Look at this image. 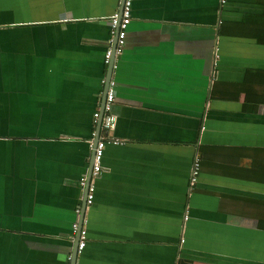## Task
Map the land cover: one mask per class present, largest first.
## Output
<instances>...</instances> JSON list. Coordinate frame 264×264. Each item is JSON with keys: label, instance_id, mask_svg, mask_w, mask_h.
<instances>
[{"label": "crops", "instance_id": "0c3cea01", "mask_svg": "<svg viewBox=\"0 0 264 264\" xmlns=\"http://www.w3.org/2000/svg\"><path fill=\"white\" fill-rule=\"evenodd\" d=\"M122 1L0 0V264H71L109 79L119 143L92 178L76 263L264 264L263 6L132 0L106 63Z\"/></svg>", "mask_w": 264, "mask_h": 264}, {"label": "built area", "instance_id": "2783aa9c", "mask_svg": "<svg viewBox=\"0 0 264 264\" xmlns=\"http://www.w3.org/2000/svg\"><path fill=\"white\" fill-rule=\"evenodd\" d=\"M131 2L132 0H123L122 5L119 12L114 13L110 17V32L113 37L112 43L108 45V48L104 54V61L106 63L110 62L111 57L119 56L124 48V40L126 28L131 19ZM114 67V64H113ZM115 99V82L112 79H109L107 82L106 92L104 96L102 111L96 110L93 112V120L98 121L100 118V128L98 132V139L95 144L91 140L92 145V166L90 171V177L88 178L86 175H82L79 178V183L81 186L85 188V196L84 202L86 208L90 207L93 198H94V183L92 178L98 176L101 167H102V156L103 150L106 144L119 143V140L113 136V130L116 125V115L113 112V103ZM101 114V116H100ZM95 131L93 132V136H95ZM199 174V156L195 155L192 161L191 170L188 178L189 188L195 185L197 182ZM80 208L77 207L75 211L79 212ZM81 213V211H80ZM84 216L82 218L81 224L80 221H75L71 226V236L77 238V252H80L85 244H86V228L83 225ZM74 264H77L76 261Z\"/></svg>", "mask_w": 264, "mask_h": 264}, {"label": "trees", "instance_id": "16d2710c", "mask_svg": "<svg viewBox=\"0 0 264 264\" xmlns=\"http://www.w3.org/2000/svg\"><path fill=\"white\" fill-rule=\"evenodd\" d=\"M263 6L261 12L257 13V41L264 43V0H257ZM264 88V71L259 73L257 72V93H259L261 88ZM264 95V92H262ZM201 169V159L199 157V170ZM264 180V177H262ZM257 207L261 208V214L257 225L264 228V199H257Z\"/></svg>", "mask_w": 264, "mask_h": 264}, {"label": "water", "instance_id": "95a60500", "mask_svg": "<svg viewBox=\"0 0 264 264\" xmlns=\"http://www.w3.org/2000/svg\"><path fill=\"white\" fill-rule=\"evenodd\" d=\"M120 11V10H119ZM106 87H107V84L105 85V90H104V92H103V97H102V105H101V109H100V111H102V106H103V101H104V96H105V92H106ZM100 116H101V114H100ZM100 118L98 119V121H97V131H96V133H95V138H94V140H93V143L95 144V142L97 141V139H98V132H99V128H100ZM84 193H85V191H84ZM85 202H84V200H83V202H82V208H81V214H80V216H79V221H80V224H81V221H82V218H83V216H84V212H85ZM76 247H77V238L75 239V243H74V250H73V252H72V258H71V264H74L75 263V261H76V252H77V249H76Z\"/></svg>", "mask_w": 264, "mask_h": 264}, {"label": "clouds", "instance_id": "9594fccd", "mask_svg": "<svg viewBox=\"0 0 264 264\" xmlns=\"http://www.w3.org/2000/svg\"><path fill=\"white\" fill-rule=\"evenodd\" d=\"M85 211H86V207H85ZM84 215H85V212H84Z\"/></svg>", "mask_w": 264, "mask_h": 264}]
</instances>
